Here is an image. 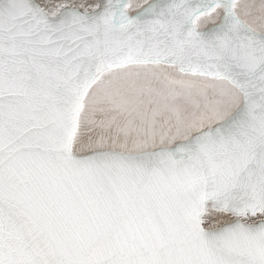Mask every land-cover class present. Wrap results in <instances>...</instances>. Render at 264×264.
<instances>
[{"label": "snow or ice", "instance_id": "1", "mask_svg": "<svg viewBox=\"0 0 264 264\" xmlns=\"http://www.w3.org/2000/svg\"><path fill=\"white\" fill-rule=\"evenodd\" d=\"M0 264H264V0H0Z\"/></svg>", "mask_w": 264, "mask_h": 264}]
</instances>
